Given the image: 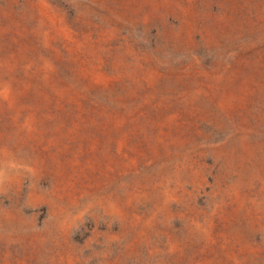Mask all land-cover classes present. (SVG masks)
Listing matches in <instances>:
<instances>
[{"label":"rangeland","instance_id":"rangeland-1","mask_svg":"<svg viewBox=\"0 0 264 264\" xmlns=\"http://www.w3.org/2000/svg\"><path fill=\"white\" fill-rule=\"evenodd\" d=\"M0 264H264V0H0Z\"/></svg>","mask_w":264,"mask_h":264}]
</instances>
